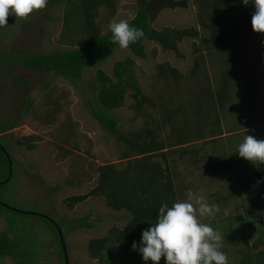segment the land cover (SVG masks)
Listing matches in <instances>:
<instances>
[{
	"label": "rangeland",
	"instance_id": "1",
	"mask_svg": "<svg viewBox=\"0 0 264 264\" xmlns=\"http://www.w3.org/2000/svg\"><path fill=\"white\" fill-rule=\"evenodd\" d=\"M219 1L222 8L219 10L227 13V19L233 23L236 18L235 11L238 13L240 7L248 6L239 5L242 0H227L226 4L222 0H214L216 6L219 5ZM115 4V12L112 14L105 7H101L98 17L101 32L107 31L110 23L129 20L135 14L137 0H116ZM249 5L253 7L251 3ZM71 7L72 5L60 4L51 9L33 12L26 20L10 15L7 18V25L0 26V55L17 52H54L70 48L68 41L72 38L70 34L72 24L68 23L70 26L68 28L63 16ZM197 15L198 10L193 0H188L186 7L162 10L154 21V26L161 28L167 24L175 26L197 24ZM253 31L252 24L246 25L239 30V35ZM67 32L70 36L65 38ZM193 39L186 38L179 43L180 50L185 54L184 57H178L172 50L163 51L156 42L144 41L148 55L146 59L133 56L129 49H123L107 58L101 68L112 77L115 61L127 57L133 59L134 79L142 93L155 105L150 107L148 104H143L144 111L141 115L135 116V110L130 108L134 99L129 95L131 89H128L124 105L114 110L119 118L121 130L137 129L146 122L151 124L157 121L160 135L166 136L173 131L176 139L179 140V144L173 147L181 148L184 152H178L177 149L175 151V148L168 149L172 161L170 168L179 200L186 199L188 191L191 190L195 195L203 196L209 204L219 205L220 212L224 214L200 217L201 222L219 229L217 217L225 216V212H227L226 216L235 215L243 209V205L249 208L250 192L262 193L260 185H251V178L256 175L257 166L240 157L238 152L235 154L238 158L232 161L231 155L228 154L232 150L228 145L233 141V147L236 149L250 133L235 130L240 128L242 117L248 108L242 103L248 101L246 93L250 91V87H256V83L253 86L252 83L260 78L263 79L258 83L260 90L264 86V42L260 43L256 40L254 43L256 46L251 48V53L248 48L247 54L244 53L238 58L233 51L202 55L200 69L208 75L212 92L207 89L201 91L196 84H194L196 90L192 92L193 89L188 87L187 83L189 81L187 71L193 61L194 53L191 54ZM217 58L223 63L220 64ZM159 64L177 66L183 74H186L180 86H177L172 78L159 75ZM238 65L245 71H250V75L247 72L239 83L231 81L233 85L230 86L232 87L230 91L237 90L232 95L234 100L232 102L227 100L225 107L220 109L215 117L210 113L208 106L214 103L211 100L213 101V96L215 98L219 88L216 84L218 81H215L216 77H220V73L233 75ZM258 68L262 69L258 70ZM94 75L95 67L86 68L78 88L53 71L37 74L21 69L15 61L6 62L0 71V122L8 119L15 122V126L4 138L15 162L12 165L13 178L9 184L0 188V197L3 203L13 208L46 214L56 222L60 221L63 224L62 230L65 233L70 264H124L119 259L124 257L121 247L114 246L110 242L106 250V260H99L89 257L87 245L94 237L105 235L112 237L109 231L113 226L121 228L129 223V212L112 209L106 205L103 197H90L74 205L73 208H69L65 201L69 196L83 194L95 186L99 176L98 168L102 164L114 162L119 164V167L125 166L124 162H119L123 158L120 157L121 153L115 137L103 131L85 108V99L92 97L87 83L94 78ZM12 77H25L31 83L19 84ZM205 77L202 72L198 75V78L204 81ZM84 90L86 91L82 93L81 91ZM241 94L243 101L236 99ZM190 95V100L199 99L198 115L180 103L183 98L188 100ZM262 97L264 98V90L256 94L255 100ZM159 99L162 101L161 104ZM27 100L31 101V106L30 111L25 113ZM190 108L193 109L192 106ZM209 117L211 120L208 121H216L215 119L219 118L220 134L208 135L192 141L183 139L196 134L211 133L217 122L204 127L206 122L202 119ZM253 136L264 139V128L254 130ZM213 138L217 141L218 147L228 153L214 154L213 148L208 144V140ZM28 144L35 147L29 149ZM223 158L228 159L227 166L221 164ZM0 159L2 160L1 156ZM217 167L221 171H215ZM234 168L239 175L237 180L234 178L237 184L232 188L230 184L222 182L224 177L212 174L213 171L224 173L226 172L224 169H227L231 175ZM217 178L220 179L218 183ZM245 183L249 184L244 185ZM241 185L244 187L243 192L240 189ZM87 214H91L89 221L94 222L95 226L92 229L79 227L76 224L79 218ZM219 221L223 223L222 220ZM246 226L249 230L250 225L246 224ZM55 229L57 231V228ZM4 230L8 231L13 239L18 240L22 248L23 244L31 248L37 258L32 264H63L61 255L57 251L55 233L42 217L12 210L3 211V215L0 214V231ZM219 231L223 235L222 231ZM257 236L258 234L252 230V239L247 238V240L252 242ZM236 246L231 243L227 245L224 240L222 241L221 250L227 255L228 264H236L239 260L241 248L239 250ZM18 251L23 253L22 250ZM0 264H16V262L10 257H5L0 259ZM160 264L165 262L162 260Z\"/></svg>",
	"mask_w": 264,
	"mask_h": 264
},
{
	"label": "trees",
	"instance_id": "2",
	"mask_svg": "<svg viewBox=\"0 0 264 264\" xmlns=\"http://www.w3.org/2000/svg\"><path fill=\"white\" fill-rule=\"evenodd\" d=\"M115 1L116 0H48L46 8L34 10V12L51 9L60 4L72 5L71 9H68L65 12V16H63L65 17L64 22L67 23V25L70 22L72 24L70 31L72 38L68 41L71 47L66 50H57L54 52H17L13 54H1L0 71L7 61H15L21 69H27L37 74H45L53 71L56 75L62 76L72 85L80 88V80L82 79L85 69L95 67L94 78L87 83L88 88L91 90L92 97L85 99V108L103 131L115 137L118 150L121 153L120 157L127 159L126 166L117 167L115 163L102 164L98 168L99 176L96 185L83 194L69 196L65 201L69 208H73L74 205L90 197H103L107 206L116 211L126 210L130 214V220L127 225L121 228L113 226L110 229L109 234L112 237L105 235L94 237L89 240L87 253L91 259L106 260V250L111 242L114 246H119L123 249L121 253H123L124 257L119 259L122 260L124 264H153L151 260L145 262L142 259V255L138 251L133 250L131 246L133 241H140L142 231L150 226V222H156L158 209L162 204L167 203L171 207L174 201L179 200L175 180L170 169L172 161H170L168 155V149L175 148V151L176 149L178 152L181 151V148L173 147V145L179 144V140L176 139L173 131L172 134L169 133L166 136L160 135L157 129V121H153L151 123L152 125L146 122L137 129L122 131L119 118L114 113V110L124 105L125 94L128 89H131L129 95L134 99L130 108L135 110V116L141 115L144 111L143 104H148L150 107H153L155 104H153L148 96L142 93L137 81L134 79V61L131 57L114 62L112 77L101 68V65L116 51L123 49H129L133 56L146 59L148 55L144 41L156 42L161 46L163 51L172 50L178 57H184L185 54L180 50L179 43L186 38H194L191 45V54L194 53L195 55L193 54L192 64L187 71V74H189V81L187 82L189 85L188 87L193 89L192 92H195L196 89L194 84H196L199 90L203 91L207 89L209 92H212L208 75L200 69L202 66V55H206L207 53L221 54L222 51H233L238 58L244 53L247 54L248 48H250L251 53V48H255L256 46L254 45L256 40L263 43L264 33L253 31L239 35L240 29L246 25H251L254 7L250 5L240 7L238 13L235 11L234 16H236V18L235 23H233V21L230 22L227 19V13L219 10L222 9L220 1L218 2L219 5L216 6L214 0H193L198 10L197 24L188 26L167 24L159 28L154 26V21L162 10L186 7L188 0H137L135 14L129 21L137 28H142L144 36L137 42L130 44L127 48H120L118 43H113L110 29L101 32L98 21L101 7H105L111 14L115 12ZM222 1L224 4L228 3L227 0ZM241 3H239V5H244ZM67 27L70 28L69 25ZM70 34L67 32L64 37L68 38ZM217 60L220 64L223 63L220 58H217ZM240 65L236 67V70L232 73L233 75L229 73L228 76L226 73L223 75L220 73V77H216L215 81H218L216 84L219 88L215 98L213 96V101L211 100V102L214 103L208 106V108H210V113L213 115L219 113L220 109L225 107V102L227 100L228 102L234 100L232 99V95L235 94L237 90L230 91L232 89L230 86L233 85L231 81L233 80L239 83L247 72L248 74L250 73V71L242 69V65ZM252 67L253 66H251V68ZM261 69L262 68H258V70ZM158 70L160 76L172 78L177 86H180V82L186 76L177 66L171 64H159ZM200 72L206 76L205 81L198 78ZM12 79L17 81V83H23V85L31 83L25 77H12ZM255 83L256 82L252 83V86ZM46 86H48V84H46ZM257 87V84L256 87H250V91L246 93L248 101L242 100V94L236 98L237 100L243 101L242 103L248 108L246 114L242 117L240 128L235 131H249V134L253 135L254 130L264 128V98L262 97L255 100L256 94H260L261 92L260 88ZM85 91L86 90L81 92L83 93ZM190 97L191 95L189 96V101L183 98L180 103L189 107L188 110L198 115L200 111L198 110V104H200L199 99L193 98V102L190 100ZM252 100L255 101L251 102ZM161 103L162 101L159 99V104ZM26 105L28 106L25 111H23L28 113L30 111L31 101L27 100ZM191 106L193 109L190 108ZM205 108L207 109V107ZM162 113L163 111H161V114ZM162 115H164V113ZM163 118H165V115ZM202 120L206 122L204 127L212 122H217V124L211 133L183 137L184 140H199L208 135L214 136L217 133H221L219 118L215 119L216 121H208L211 120L210 117ZM14 126L15 122L9 119L0 122V144L5 147V150L9 154L10 152L8 151L4 138L7 132ZM158 127L160 129L159 125ZM231 138L234 140L233 135ZM180 143H182V140ZM233 143L232 141V143L228 145L232 150V152L228 153L218 147L217 141L214 138L208 140V144L213 148L214 154L228 153L231 155L232 161L238 158L235 155L237 153L234 152ZM27 147L33 149L35 146L28 144ZM181 152L184 153L183 151ZM0 156L2 158V160L0 159V182H2L8 176V160L1 149ZM10 156L13 165L15 161L11 154ZM221 164L227 166L228 159L223 158ZM224 170L226 172L216 173L215 171H221V169L217 167V170L213 171L212 174L224 177L222 182H224V184H230L232 188L234 184H237L234 178L236 180L238 179V171L234 168V172L231 171L230 175L227 169ZM256 172V175L251 178V185H260L262 193L250 192V207L246 208L245 205H243V209L235 215H225L216 218L222 220L223 223L218 220L219 229H214L222 231L225 243L227 245L229 243L236 244L239 250L241 248V255L236 264H264V182L257 184L258 180L264 178V164L257 167ZM12 178L13 173L9 181L0 184V188L9 184ZM219 180L217 178L216 182L218 183ZM248 184L249 183H245L244 185ZM241 187L240 189L243 192V185H241ZM0 201H2L1 197ZM215 202L217 203V201ZM3 211L11 210L0 205V214L3 215ZM38 217H42L55 233L58 244L57 251H59L64 264L63 252L58 232L55 229L56 227L43 216ZM90 218L91 214H87L79 218L76 224L79 227L92 229L95 225L94 222L89 221ZM56 223L62 229L63 224L60 221ZM246 224L250 225L249 230H247ZM252 230H254L258 236L254 238L252 242H249L247 238H251ZM63 235L65 239L64 232ZM18 250H22L23 253ZM21 254H23V256H20ZM5 257L12 258L15 260L16 264H32V262H36L37 259L30 247H25L23 244L22 248L20 242L13 239L8 231L4 230L0 231V259ZM164 259L165 258L162 257L159 264L162 260L165 262Z\"/></svg>",
	"mask_w": 264,
	"mask_h": 264
},
{
	"label": "clouds",
	"instance_id": "3",
	"mask_svg": "<svg viewBox=\"0 0 264 264\" xmlns=\"http://www.w3.org/2000/svg\"><path fill=\"white\" fill-rule=\"evenodd\" d=\"M242 2L254 7L253 30L264 33V0ZM47 4L48 0H0V26L7 25L10 15L26 20L34 10L44 9ZM108 27L113 43H118L120 48H127L144 36L143 29L129 20L113 22ZM234 152L259 167L264 164V139L247 134ZM262 182L264 178L257 184ZM220 211L219 205L209 204L203 196L189 190L186 199L174 201L171 207L162 204L156 222H150V226L142 231L140 241H133L131 247L145 262L151 260L153 264H159L162 257L165 264H228V257L221 250L223 235L200 220L204 216L215 217Z\"/></svg>",
	"mask_w": 264,
	"mask_h": 264
},
{
	"label": "water",
	"instance_id": "4",
	"mask_svg": "<svg viewBox=\"0 0 264 264\" xmlns=\"http://www.w3.org/2000/svg\"><path fill=\"white\" fill-rule=\"evenodd\" d=\"M0 149L5 153L6 158L8 160V176H7V178L4 181L1 182V184H4L7 181H9V179H10V177L12 175V159H11L10 154L5 150V147L3 145H1V144H0ZM0 205H2V206L6 207V208H8V209H10V210H12L14 212H19V213H22V214L43 216L48 221L52 222L56 226L57 232L59 234V241H60V245H61L62 252H63L64 264H70L69 252H68V249H67V244H66L65 239H64L63 231H62L61 227L56 223L55 220L50 218L48 215H44V214H41V213L18 210L16 208H13V207L3 203L2 201H0Z\"/></svg>",
	"mask_w": 264,
	"mask_h": 264
},
{
	"label": "crops",
	"instance_id": "5",
	"mask_svg": "<svg viewBox=\"0 0 264 264\" xmlns=\"http://www.w3.org/2000/svg\"><path fill=\"white\" fill-rule=\"evenodd\" d=\"M248 75H250V74H248ZM263 79H261L260 80V78H257V80H256V84H257V88H260V86H259V84L258 83H260V81H262ZM236 83V82H235ZM261 90H264V86H262V89ZM126 160L127 159H123V160H119V162L121 163V162H124L125 163V166H126ZM111 163H114V162H111ZM116 164V166L117 167H119V164H117V163H115Z\"/></svg>",
	"mask_w": 264,
	"mask_h": 264
},
{
	"label": "bare ground",
	"instance_id": "6",
	"mask_svg": "<svg viewBox=\"0 0 264 264\" xmlns=\"http://www.w3.org/2000/svg\"><path fill=\"white\" fill-rule=\"evenodd\" d=\"M59 235V234H58Z\"/></svg>",
	"mask_w": 264,
	"mask_h": 264
},
{
	"label": "flooded vegetation",
	"instance_id": "7",
	"mask_svg": "<svg viewBox=\"0 0 264 264\" xmlns=\"http://www.w3.org/2000/svg\"><path fill=\"white\" fill-rule=\"evenodd\" d=\"M20 84V83H19Z\"/></svg>",
	"mask_w": 264,
	"mask_h": 264
}]
</instances>
